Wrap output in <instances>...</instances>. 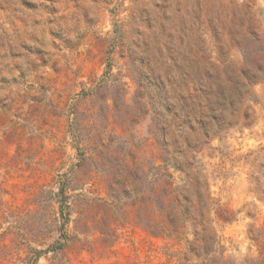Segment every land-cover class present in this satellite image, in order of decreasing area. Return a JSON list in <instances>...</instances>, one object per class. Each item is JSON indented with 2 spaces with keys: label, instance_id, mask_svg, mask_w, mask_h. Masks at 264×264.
<instances>
[{
  "label": "rangeland",
  "instance_id": "374dc122",
  "mask_svg": "<svg viewBox=\"0 0 264 264\" xmlns=\"http://www.w3.org/2000/svg\"><path fill=\"white\" fill-rule=\"evenodd\" d=\"M253 19L264 38V0H0V264H200L156 228V167L176 151L160 134L189 93L245 72L262 75L250 126L196 165L208 264H264V53L236 48Z\"/></svg>",
  "mask_w": 264,
  "mask_h": 264
},
{
  "label": "trees",
  "instance_id": "16d2710c",
  "mask_svg": "<svg viewBox=\"0 0 264 264\" xmlns=\"http://www.w3.org/2000/svg\"><path fill=\"white\" fill-rule=\"evenodd\" d=\"M260 33L262 28L257 20L253 19L247 29L240 25L236 48L247 61L256 48L264 53V38ZM248 45L253 47L249 49ZM227 70H230L228 66L223 71L225 75ZM242 74L245 82L240 83L241 87L237 90L222 87L219 92H215L209 87L201 95L189 93L188 103L180 108L175 107L174 117L169 119L168 126H173L174 129L170 133L164 131L160 134L164 152L170 146L176 151L163 153V164L156 167L155 182L158 184V192L152 200L158 216L156 228L162 237L175 241L184 240V259H196L200 264L214 262V256L208 255L215 248H220V243L210 226L213 199L209 193L207 178L196 165V155L201 153L203 145L232 126H250L248 120L251 106L247 103L255 102L250 86L260 80L262 75L254 77L246 72ZM244 105L245 108L240 113ZM158 106L161 111L158 116L166 118L167 109L161 100ZM181 114L183 119H180ZM239 116L243 118L241 123H237ZM188 235L193 237L192 240Z\"/></svg>",
  "mask_w": 264,
  "mask_h": 264
}]
</instances>
